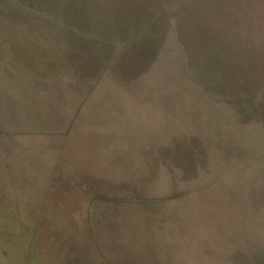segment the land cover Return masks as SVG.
I'll list each match as a JSON object with an SVG mask.
<instances>
[{
    "label": "water",
    "instance_id": "1",
    "mask_svg": "<svg viewBox=\"0 0 264 264\" xmlns=\"http://www.w3.org/2000/svg\"><path fill=\"white\" fill-rule=\"evenodd\" d=\"M0 66V116L18 117L22 87L35 89L59 71L90 96L98 94L91 82L106 86L105 96L123 98L126 114L139 113L145 128L170 125L162 139L137 144L122 138L121 127L113 130L110 157H104L106 142L97 147L98 165L111 172L91 174L88 145L73 137L59 160L63 177L46 169L32 174L39 192L33 212L69 206L65 196L48 194L46 201L41 188L48 181V190L67 180L81 184L79 175L87 184L74 199L91 207V236L95 231L96 240L122 245L125 229L156 245L142 249L132 241L109 257L91 248L93 258L81 261L70 234L57 239L65 259L264 264V104L253 101L264 102V0H0ZM164 67L167 84L176 86L153 90ZM14 132H0V158L8 156L17 169L25 167L21 154L29 162L38 157L40 144L21 152ZM9 176L17 177L15 170Z\"/></svg>",
    "mask_w": 264,
    "mask_h": 264
},
{
    "label": "rangeland",
    "instance_id": "2",
    "mask_svg": "<svg viewBox=\"0 0 264 264\" xmlns=\"http://www.w3.org/2000/svg\"><path fill=\"white\" fill-rule=\"evenodd\" d=\"M53 57V53H46L48 60H53ZM2 68L0 66V79L3 73ZM164 68L163 74L158 72L155 74L153 90L156 89V84L162 88L176 86L175 83L167 84L169 80L166 79V73L169 67ZM53 72L56 76L50 73L54 77L49 79L51 83L41 81V85H36L35 89L30 86L22 87V93L17 95L18 117L17 115L0 116V132L8 136H12L14 131V134H20L17 139L21 142V152L30 150L34 144H40L38 157L29 159L33 162L32 164L24 158L26 157L24 154L19 157L25 167L18 166L16 169L11 161L6 160L8 156L0 158V264H74L75 262L70 259H65L64 253L67 255L68 252L58 247L60 243L57 242V239L62 240L70 234L76 237L74 240L69 239V243L71 245L76 243L80 250L81 261L93 258L89 253L91 248H97L96 251L99 250L101 256L109 257L118 249L126 248L127 250L132 247V241H135L134 243L142 249L155 247V244L145 239V235H139L136 232L131 234L129 230H126V235L125 229L123 230L125 241L122 245L118 241L96 240L95 231L91 236L90 230L95 229V224L89 217L91 207L86 208L84 200H81L80 206L74 199L81 189L80 185L87 184L79 175L76 177L81 184L67 180L69 187L68 185L64 187L63 184V187L59 189L56 185L48 190L50 186L48 181L45 187L41 188L43 192L41 195L43 199L46 198V201L48 194L50 196L54 194L55 198L65 196L66 199L72 200L69 206L56 207L52 209L54 211L47 212L48 214L33 212L30 206L31 200L39 195V192L34 189L32 174L38 175L46 169L52 178L56 175L63 177L64 173L59 168V160L62 159L63 148L73 137H81L83 147L88 145L86 151L90 153L92 160L91 174L97 175L102 170L112 171L98 165L97 147L100 143L106 142L108 146L104 157H110L108 152L112 150L111 147L116 146V138H112L113 130L121 127L119 134L122 138L132 142L136 140L137 144L142 139L151 138L158 141L170 129L168 123L161 121L156 124H145L147 127L145 128L139 113L130 112L127 109L126 114V102L123 98L115 99L113 96H105L106 86L91 82L90 88L98 94L90 96L83 90V85L73 83L69 75L59 71ZM1 81L0 86H3ZM5 86L11 85L5 84ZM186 98L189 99V94ZM126 116L131 117L135 122L128 123ZM125 130H128L124 134L126 138L123 136ZM47 139L52 142L56 140L59 146L48 148L44 145ZM10 158L14 159V156ZM83 164L79 162L80 167ZM14 170L17 177L12 178L9 173ZM43 180L46 181V179ZM58 213H64L63 217H55ZM137 237L142 238L137 239ZM102 259L106 260L105 257ZM163 264H165L164 261Z\"/></svg>",
    "mask_w": 264,
    "mask_h": 264
},
{
    "label": "trees",
    "instance_id": "3",
    "mask_svg": "<svg viewBox=\"0 0 264 264\" xmlns=\"http://www.w3.org/2000/svg\"><path fill=\"white\" fill-rule=\"evenodd\" d=\"M251 6L255 7L256 8V11H260L261 10V7H258L253 1L250 2ZM255 14H251L249 15V24L251 25L253 23V21L255 20ZM247 56H251L250 54L247 53ZM253 101L255 103H262L264 104V102H262L259 98H254Z\"/></svg>",
    "mask_w": 264,
    "mask_h": 264
}]
</instances>
